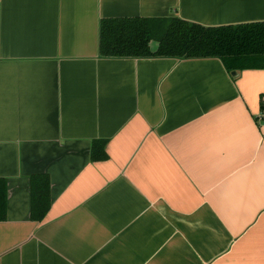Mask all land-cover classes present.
Returning <instances> with one entry per match:
<instances>
[{
  "label": "crops",
  "instance_id": "crops-1",
  "mask_svg": "<svg viewBox=\"0 0 264 264\" xmlns=\"http://www.w3.org/2000/svg\"><path fill=\"white\" fill-rule=\"evenodd\" d=\"M116 18L252 24L264 0H0V264H264V70L103 58Z\"/></svg>",
  "mask_w": 264,
  "mask_h": 264
},
{
  "label": "trees",
  "instance_id": "trees-1",
  "mask_svg": "<svg viewBox=\"0 0 264 264\" xmlns=\"http://www.w3.org/2000/svg\"><path fill=\"white\" fill-rule=\"evenodd\" d=\"M152 43L157 47L152 48ZM103 58H219L229 72L264 70V22L205 27L180 18H116L100 23ZM106 141H94L93 162L108 159ZM51 207L48 175L31 179V217L42 222ZM7 216V182L0 179V222Z\"/></svg>",
  "mask_w": 264,
  "mask_h": 264
},
{
  "label": "built area",
  "instance_id": "built-area-1",
  "mask_svg": "<svg viewBox=\"0 0 264 264\" xmlns=\"http://www.w3.org/2000/svg\"><path fill=\"white\" fill-rule=\"evenodd\" d=\"M263 103H264V98H263ZM260 118L264 122V108L263 111L261 112Z\"/></svg>",
  "mask_w": 264,
  "mask_h": 264
}]
</instances>
